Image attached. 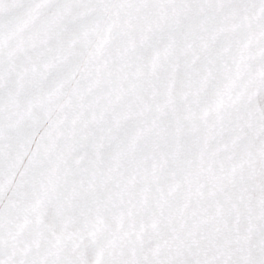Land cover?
I'll return each mask as SVG.
<instances>
[{
    "label": "crops",
    "instance_id": "0c3cea01",
    "mask_svg": "<svg viewBox=\"0 0 264 264\" xmlns=\"http://www.w3.org/2000/svg\"><path fill=\"white\" fill-rule=\"evenodd\" d=\"M163 2L149 69L153 144L175 145L166 159L199 161L201 177L230 183L78 184L64 180L73 176L65 169L48 185L44 170L12 186L13 254L65 264H238L240 209L250 218V198L239 194L250 193V162L264 160V83L251 84L249 67L264 0Z\"/></svg>",
    "mask_w": 264,
    "mask_h": 264
},
{
    "label": "rangeland",
    "instance_id": "374dc122",
    "mask_svg": "<svg viewBox=\"0 0 264 264\" xmlns=\"http://www.w3.org/2000/svg\"><path fill=\"white\" fill-rule=\"evenodd\" d=\"M165 4L0 0V264H65L11 250L12 186L38 172L48 185L65 169L73 176L64 180L78 184L230 183L201 177L199 161L166 159L175 145L153 144L149 69L152 37L161 35L153 19ZM249 62L251 84L264 83V34ZM250 168V193L239 194L250 198V218L240 209L238 264H264V160Z\"/></svg>",
    "mask_w": 264,
    "mask_h": 264
}]
</instances>
